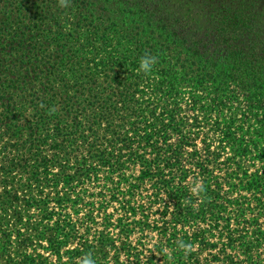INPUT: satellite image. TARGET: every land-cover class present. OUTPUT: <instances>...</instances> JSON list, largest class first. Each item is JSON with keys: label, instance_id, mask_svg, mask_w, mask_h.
<instances>
[{"label": "trees", "instance_id": "obj_1", "mask_svg": "<svg viewBox=\"0 0 264 264\" xmlns=\"http://www.w3.org/2000/svg\"><path fill=\"white\" fill-rule=\"evenodd\" d=\"M23 205L20 264H264V0H0L8 258Z\"/></svg>", "mask_w": 264, "mask_h": 264}, {"label": "rangeland", "instance_id": "obj_2", "mask_svg": "<svg viewBox=\"0 0 264 264\" xmlns=\"http://www.w3.org/2000/svg\"><path fill=\"white\" fill-rule=\"evenodd\" d=\"M17 209H21L24 223H18L14 218H12L11 221L8 219L9 223L7 225V230L13 233L11 235L13 241L9 244L11 258L2 255L3 249H1V247L0 264H5L6 259L12 260V262L8 264H20L16 261L22 259L26 253L34 254L35 251L40 250L39 248L41 244L45 245L48 243V233L45 232L46 228H42L45 222L40 225L38 224L41 220L39 209H37L36 206L24 205L17 207ZM11 213H13V211ZM36 220H38V222L37 224H34ZM19 231L21 234H19ZM154 241L155 239H151V243Z\"/></svg>", "mask_w": 264, "mask_h": 264}, {"label": "clouds", "instance_id": "obj_3", "mask_svg": "<svg viewBox=\"0 0 264 264\" xmlns=\"http://www.w3.org/2000/svg\"><path fill=\"white\" fill-rule=\"evenodd\" d=\"M61 4H66V0H61ZM156 62V58L154 56L149 55H144L140 58L139 60V68L138 71H142L145 74L151 73L154 65ZM55 109H51L50 111H54ZM179 247L181 249L188 250L191 248L190 244H185L183 241L179 242ZM82 264H96L95 260L91 256V254H88L85 256Z\"/></svg>", "mask_w": 264, "mask_h": 264}]
</instances>
